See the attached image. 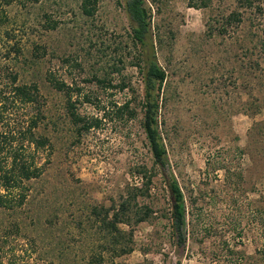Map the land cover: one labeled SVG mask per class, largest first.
<instances>
[{
	"label": "rangeland",
	"instance_id": "obj_1",
	"mask_svg": "<svg viewBox=\"0 0 264 264\" xmlns=\"http://www.w3.org/2000/svg\"><path fill=\"white\" fill-rule=\"evenodd\" d=\"M18 1L0 20V72L38 86L37 132L48 145L26 200L0 207V264H88L99 253L91 208L113 204L126 184L139 186L140 167L157 174L139 199L153 216L134 228L131 254H104L100 264H237V239L264 264V0H145L166 74L159 121L184 195V246L172 236L168 193L140 124L142 85L123 0H90V15L83 0ZM126 101L130 119L115 108ZM10 113L9 121H26L24 108ZM72 113L98 124L81 130Z\"/></svg>",
	"mask_w": 264,
	"mask_h": 264
},
{
	"label": "trees",
	"instance_id": "obj_2",
	"mask_svg": "<svg viewBox=\"0 0 264 264\" xmlns=\"http://www.w3.org/2000/svg\"><path fill=\"white\" fill-rule=\"evenodd\" d=\"M40 1L19 0L18 2L25 6L26 3L34 4ZM12 2L13 0H0V20L6 18V7ZM122 7L129 21L131 44L137 50L133 66L138 69L142 85L141 128L153 165L160 172L168 193L169 208L165 216L171 221L172 236L178 246H184L187 239V212L184 195L170 168L160 127L161 91L166 74L156 57L150 12L145 0H123ZM82 10L87 15L93 13L90 0H83ZM237 20L239 21V15ZM95 80L97 83H107V86L112 87L111 81L103 83L99 78ZM53 83L58 91L65 88L62 82ZM119 83L122 90L127 88L123 79ZM67 101V105L72 106L69 96ZM13 107L25 109L26 121H9L8 117ZM115 108L119 115L126 114L128 119L135 116V109H131L129 101ZM43 118L38 86L35 83H20L15 72H0V188L3 191V194H0V207L13 208L22 204L27 198L26 185L39 178L43 172V164L39 162L38 153L47 147L48 139L37 132ZM71 119L75 125L82 122L81 130L85 131L98 124L97 119L93 122L90 119L80 118L75 113L71 114ZM136 174L141 178L139 186L126 184L113 204L91 208L87 223L91 226L90 235L95 238L93 241L97 243L95 247L99 248V253L92 255L88 264L104 262V254L110 260L131 254L134 248V228L152 218L154 211L148 205L139 203V199L143 200L148 196L152 178L157 174L147 176L144 167H140ZM242 234L243 230L237 225V238H241ZM240 245L242 246V241L237 239V264H256V258L239 249Z\"/></svg>",
	"mask_w": 264,
	"mask_h": 264
}]
</instances>
